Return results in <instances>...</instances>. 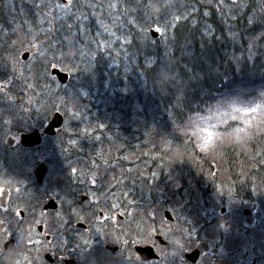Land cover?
Masks as SVG:
<instances>
[{"label": "trees", "instance_id": "obj_1", "mask_svg": "<svg viewBox=\"0 0 264 264\" xmlns=\"http://www.w3.org/2000/svg\"><path fill=\"white\" fill-rule=\"evenodd\" d=\"M54 2L13 0L17 13L22 6L23 14L13 13L18 17L11 29L36 35L38 46L35 66L16 69L15 74L12 68L7 70L21 86L18 95L14 94L18 96L15 111L8 116H33L43 126L56 108L63 124L69 122L56 146L63 160H55L56 168L67 175L77 158L85 160L92 172H103L99 188L78 187L74 199L78 194H118L120 204L130 198L135 206L158 204L173 211L179 208L182 214L191 212L193 206L209 210L217 203L212 196L238 205L255 201L256 193L264 192V97L260 96L264 91V40L248 59V38L259 31V26H248V19L264 15L262 0H241L248 7L235 16L230 0H225L223 11L218 10L219 0H172L175 6L170 9L163 7L169 0H139L141 7L136 6L137 0H72L71 7L63 6L60 13L52 14L48 8L57 9ZM36 3L47 7L37 9L33 7ZM165 12L170 13L169 20L181 16L177 29L167 31V44L157 36L156 45L144 46L141 32L151 36V29L162 26L156 21ZM49 28L51 32L42 31ZM12 36L0 26L1 64L14 51L8 47ZM125 38L130 43H123ZM98 45L105 47L100 50ZM169 50L181 74L161 67L149 81L146 60L163 58ZM44 58L48 61L43 62ZM233 58L240 59L239 65ZM59 62L73 71L66 72L64 85L48 73ZM15 87L12 82L11 93ZM29 100L33 110L27 106ZM216 108L236 115L234 127L244 131L237 137L234 127L229 128L215 147L202 152L206 137L200 127L209 126L204 117L214 115ZM68 109L78 110L76 119L71 113L64 115ZM243 111L250 115L244 116ZM247 120L250 124L244 127L241 121ZM85 129L92 133L90 137L81 134ZM116 168L121 174L115 180L110 175ZM152 172L157 173L154 181Z\"/></svg>", "mask_w": 264, "mask_h": 264}, {"label": "flooded vegetation", "instance_id": "obj_2", "mask_svg": "<svg viewBox=\"0 0 264 264\" xmlns=\"http://www.w3.org/2000/svg\"><path fill=\"white\" fill-rule=\"evenodd\" d=\"M42 132L40 133L41 143L45 139L56 136V134L54 136L43 135ZM22 134L17 137L18 141ZM8 141V138L1 139L0 137V186L10 194L0 199V203L11 210L9 213L12 219L11 226L16 231L18 243H15L8 253L0 255V264H12L14 261L26 264L25 256L31 258L33 264H39L37 255L41 260L45 258L44 264H49V262L56 264L64 247L59 248L55 260L53 253L45 250L48 247L46 244L40 245L41 251L37 254L35 246L30 248L27 245V238L32 226L39 233V235L33 234L34 239L43 240L45 232H47L48 240H54L55 244L62 242L66 247L73 249L72 254L62 264H130L124 259V255L127 253L123 247L120 252L113 251L116 247L113 241L117 237L123 241L125 234L140 241L137 245L141 248L138 259L135 256V248L128 246L133 253L131 264H153L150 259H157L156 264H179L181 255H183L185 264H197V261L199 264H264L263 191L256 193L255 201L245 202L244 208L234 205L231 200L217 199L216 205L210 206L206 225L200 223L204 219L199 216V207L197 206H193L191 209L196 215L189 219L184 217L183 213L179 214V208L173 211L172 208L168 209L158 204L156 206L130 207V198L124 204H119L115 209H111V205L104 204L108 203L106 199L95 201L90 197L91 195L78 194L77 198H72V202L66 196L63 208H61L60 202L54 201L50 192H45L42 189L48 169H46L42 182L38 183L34 176V170L28 179L23 174L11 172V169H8L6 165L4 167V161L8 160L6 163L11 164L15 159V157L6 158L3 156L16 144L14 139L11 140V144H8ZM17 145L19 146L17 149L37 147H24L20 142ZM11 156L14 155L11 154ZM116 195L108 196L119 202L120 199ZM83 197L85 200L82 202ZM18 210L24 213L23 218L16 217L15 213ZM149 210L158 214L155 222L157 234L155 236L151 234L152 222L145 215ZM247 210H251V221L244 214ZM74 211L79 212L82 219L73 215ZM121 213L125 214L121 215ZM3 215H5L3 209L0 208V218ZM105 215L116 216L119 223L114 224L111 220L100 223L98 217ZM163 215L174 219L171 222H165ZM68 219L71 220L70 225H64L63 221ZM18 220L19 225L17 224ZM36 221H40V223L37 224ZM97 229L100 230V233L97 232ZM141 229L144 230L142 235H140ZM185 230H188L189 238L185 237ZM161 232L164 233L162 236ZM101 233L104 235L102 236ZM158 236L162 241V246L156 248L157 256L152 254L147 259L148 253L143 250L153 246Z\"/></svg>", "mask_w": 264, "mask_h": 264}, {"label": "snow or ice", "instance_id": "obj_3", "mask_svg": "<svg viewBox=\"0 0 264 264\" xmlns=\"http://www.w3.org/2000/svg\"><path fill=\"white\" fill-rule=\"evenodd\" d=\"M224 3L225 0H219V4H218V10L219 11H223V7H224ZM72 5V0H68V7H71ZM91 6V5H89ZM102 7V5H100ZM110 8H116L117 5L116 4H109L108 5ZM137 7H141L143 5L139 4V0H137ZM174 3L172 2V0H169V3L166 5H163L164 8H172L174 7ZM33 7L37 8V9H43L44 7H47V5H43L40 3H36L33 5ZM55 7L57 9H62L63 6L61 4H56ZM148 7H152V5H148ZM248 7V5H245L241 2V0H230V8L234 9L235 11L233 12V16L236 15V12L242 11L243 8ZM157 11H159L160 9H156ZM15 13L16 15H22L23 14V7L21 6V11L19 13H17L16 11V5L15 3L12 2V0H2V6H0V15H9ZM170 13L165 12L164 14L161 15V17L156 21L157 24H162V26H157L154 29V33L153 36H149L147 32L142 31L141 32V42L144 46H148L149 44L151 45H156L157 44V40L154 38V36H160L164 38V43L167 44L168 42V37H167V31L169 29L171 30H175L178 27V23L181 20V16L180 15H173L172 18L169 20L168 19V15ZM81 15H83V13H81ZM204 15L206 16L207 13L205 12ZM185 20L188 19V17H183ZM80 17H77V20H79ZM15 22V16H13V19L9 21V23H14ZM41 23H43V21H41ZM248 26L251 27H255V26H259V31L256 32L255 34H253L252 37L248 38L249 39V44H248V52L250 53L248 59H252L251 53L255 50L258 49L260 47H262V45L259 43V41L264 40V15H261L259 17H256L255 15L250 16L248 19ZM69 29L72 28V25L68 26ZM81 31V33L83 34L84 32V28L81 27L79 29ZM42 31H46V32H51L52 29H42ZM74 35V33H73ZM67 39V37H66ZM176 37L173 36V40H175ZM236 41L233 40V43H235ZM123 43H130V41L127 40V38L124 39ZM33 47H36V45H33ZM105 46L104 45H98V48L100 50H103ZM92 60H95L96 57L93 55L91 57ZM181 59L183 60V57H181ZM236 60L237 65H239L240 63V59L239 58H233ZM176 62V56L174 53H170L169 51H166L165 53V57H151L148 58L146 60V64H145V68L148 70V72L150 73V76L147 75V79L149 81L153 80L154 78V74L158 73V70L163 67L168 69L169 71L175 70L178 71L180 73L179 70V66L177 63H173ZM10 63H12V71L13 73L16 72V61L15 59H13V61H11ZM8 67V64H0V70H6ZM53 69H56L55 64L52 65ZM62 70V69H60ZM88 69H85V71H87ZM181 74V73H180ZM182 76V75H181ZM183 77V76H182ZM16 77L13 76L12 80H14ZM53 79H55V76L52 77ZM162 84V82H159ZM6 86V85H5ZM261 97H264V91H261L260 93ZM220 107H223V105H221ZM259 107V105H257L256 107H253L251 109V112H255L257 110V108ZM197 111H199V109H197ZM233 111L240 113L241 109L240 108H235L233 109ZM213 114H210L206 117H204V119L206 120V122L208 123V127H200V130L204 133V136L206 137L203 140V145L201 147V151L202 152H206L208 151V149L213 146V141L214 139H219L222 132L227 131V129L229 128H233L234 124L237 120V116L236 115H231L228 112H220V108H216L214 110H212ZM69 113H71V116L73 119H76L77 116L79 115L78 110L76 112H72L71 109H68V111L64 112V115H69ZM243 115L244 116H248L250 115V113L248 111H243ZM213 119H217L220 120L219 123H213ZM5 124L9 123L8 121H4ZM195 123V122H194ZM241 123L244 124V127H248L250 124V121H241ZM212 129H215L216 132L214 133L212 131ZM244 131L243 127H238L235 126L234 127V134L235 136H239L242 132ZM83 136L86 137H90L92 135L91 132L87 131V129H85L82 133ZM96 139L98 140L99 137H96ZM161 167L163 165H160ZM73 174H75L76 169H73ZM213 175H215V173H213ZM151 178L152 180H156L157 178V173L156 172H152L151 173ZM253 191H256V188L253 187ZM17 192H19V190H17ZM95 194V193H93ZM10 194L8 192L5 191V188L0 186V199H3L6 196H9ZM54 201H59L60 202V206L61 208H63V205L65 203V200L62 196L56 197L55 194H53V196L51 197ZM117 207L116 203H113L111 205V209H115ZM0 208L3 209V212L5 215H3L2 218H0V255L2 254H6L9 252V250L12 248V246L15 243H18L17 239H16V231L15 229L11 226L12 225V219L11 216L9 215L10 213V209L8 207H5L3 203H0ZM73 215H76L78 219H82V217H80L79 212H73ZM125 213H121V215H124ZM17 218H23L24 213L22 211H16L15 213ZM128 215H131V213H128ZM145 215L151 220L152 222V231L151 234L152 235H157L156 231H155V222L156 219L158 217V214L155 211L149 210L148 212L145 213ZM174 218H169L167 215H163V220L165 222H171V220ZM98 220L100 223L106 222L108 220H111L114 224L119 223V221L117 220L116 216H109V215H105L103 217H98ZM37 224L40 223V221H36ZM64 225H70L71 220H64L63 221ZM17 224L19 225V220L17 221ZM46 228V226H45ZM97 232L100 233V230L97 229ZM144 232L143 229H141L140 235H142ZM37 234L39 235V233H37V230L34 226L31 227L30 229V235L27 238V245L31 248L33 246H35V250L37 252V254H39V252L41 251L40 245L42 244H46L48 245V247L45 249L46 251H50L53 253V259H56V254L58 253V250L60 247H64V251L62 254H60L59 259L56 260V264H62V262L68 258L71 254L73 249L72 248H68L65 245H63V243L61 242L60 244H55L54 240H48L47 239V232H45V237L43 240L41 239H34L33 238V234ZM164 233L161 232L160 235L162 236ZM101 235L103 236L104 234L101 233ZM184 235L185 237L189 238V233L188 230L184 231ZM85 243H87V241H85ZM113 243L116 245V247L113 249L114 252H120L121 248H124V251L127 253V255H124V253H121L122 255H124V259L129 261L130 264L133 260V253L131 252V248H135V256L138 259L139 255L141 253V248L137 247V245L140 243V241L128 237L127 234H125V239L123 241H121V239L119 237H117ZM128 246H131V248H129ZM162 246V241L160 240L159 236L157 237V241L154 242L153 246H150L146 249H144L143 251L148 253V256L146 257L147 259H149V256L152 254L156 255V248ZM181 252H183V249H181ZM37 260L39 261V264H44V260L45 258H43V260L40 259L39 255H37ZM153 261V264H156V260L157 259H150ZM24 261L26 262V264H33V261L31 258H29L28 256L24 257ZM12 264H21L20 261H14L12 262ZM49 264H51V262H49ZM179 264H185L183 255H181L179 257ZM197 264H199V261H197Z\"/></svg>", "mask_w": 264, "mask_h": 264}, {"label": "rangeland", "instance_id": "obj_4", "mask_svg": "<svg viewBox=\"0 0 264 264\" xmlns=\"http://www.w3.org/2000/svg\"><path fill=\"white\" fill-rule=\"evenodd\" d=\"M53 5H56V3L54 2ZM0 6H2V0H0ZM48 9L50 10V12H52V14H56L57 12L60 13V10L53 8V6H50ZM46 14L48 15V11ZM13 16H15L13 13L9 15H0V26L5 30V33L7 35H13L11 46L8 47L14 50L12 53H8L7 56L3 57V61L6 62L2 64H8V66H10L11 64L12 66V63L10 62L13 61V59H15L16 69L31 68L35 66L37 63V59L35 57V55H37V51L36 54H34L35 49L38 46L37 45L38 42L36 39L37 36L30 34L29 31H22V30L19 32L16 30L13 31L11 27L14 25V23L12 24L9 23V21L12 20ZM17 17L18 16H15V18ZM33 45H36V47H33ZM25 52L28 53V58L26 59V61H21L20 57ZM38 56L40 57V54H38ZM46 60L48 61V58H44L43 62H47ZM59 63L61 64L60 66L57 67L59 70L62 69L61 71L65 73L72 71L71 68L67 67L62 62ZM11 66L7 67L6 70H3L4 72H2V76L0 74V77H2V79L4 78V80L0 79V137L1 139H7V138L8 140L14 139V141L16 142V144L3 156L6 158L9 157L11 154H17L19 156H16L14 161L11 162V164L9 162L6 163L8 160L4 161V167L6 165L8 169H11L10 170L11 172L23 174L29 179V177L32 175L33 170H35V168L38 167L39 165L44 164L46 162L45 163L47 166L46 169L48 170L44 182L42 184V189L45 192H50L51 196H53V194H55L56 197L62 196L63 198H67L66 196H68L71 202L73 198L72 194L78 189V187L86 186V189H90L88 188L89 186H94L99 188L100 181H102L103 179V172L100 171H97L96 173L92 172L90 166L87 165V162L85 160L75 158V161L70 166V170L66 171L67 173H69L67 175L64 172L62 173L61 171L62 169L60 167L56 168L55 160H62L61 158L62 155L59 154L60 152L58 153V148L56 146H59V142L62 140V138H60L59 136H61L62 131L64 130V128L68 126L69 122L64 123L62 129L59 130L57 133H55L57 135L56 136L57 138L54 137L51 139H45L44 142L41 144L30 146L32 148L37 146L33 149H23V150L17 149V147H19L17 144L18 142H20L18 141L17 137L21 133L27 134L26 132L30 133V132H34L35 130L39 132L41 129H43L42 131H44L53 113L55 112L60 113V112L55 110L56 108L52 109L50 116L47 118V121L43 126H39V122L35 118H33V116L28 117V116L19 115L18 118L16 117L10 119V116L8 115L11 114V112L13 113V111H15L14 102L18 98V96L17 98H15L14 94L18 95V93L21 91V86L18 84L16 85L15 79L12 80V77L14 76L15 73L10 74V72L7 71L8 68H12ZM49 68L51 69L53 67L50 66ZM12 82H14L16 86L15 87L16 90H12L13 93H11V89L9 88ZM20 96L24 97V94H20ZM30 102H31L30 100L27 102V106H30V109L33 110L32 104ZM3 112L7 114L2 115ZM5 116L6 118H4ZM4 121H8L9 123L5 124ZM42 131H40L39 133H41ZM50 136H54V134L53 135L50 134ZM225 138L230 140L229 136H226ZM219 139L213 141L214 143L213 146L211 147H215V145L219 142L218 141ZM41 141H42V136H41ZM105 147L104 149H106ZM55 151H57V153H55ZM20 152H22V154H19ZM102 160L104 161L105 158H102ZM103 161L100 162L103 163ZM61 162H63V160ZM89 162L90 165H94L93 161H89ZM73 169H76L75 174H73L72 171ZM120 174L121 172L119 171L118 168H116L115 173L110 175V178L116 180ZM131 174H134V172L132 173L131 171ZM112 184L114 185V183ZM90 197H92V199L95 201L100 199L103 201L106 199L108 200V203L105 202L104 204L107 205H112L113 203H116L117 205L120 204L118 201L110 198L108 196V193L106 195H97V196L91 195ZM212 199L215 201L214 196H212ZM71 202L68 201L69 204H71ZM238 205L242 206L243 208L245 207V203ZM134 206L135 205L132 202H130V207H134ZM208 209H210V207H208ZM208 212L209 210H199V216L204 219V221H200L201 224L204 225L207 224L206 218ZM193 215H196V213H193V211L189 213L187 212L183 213V216L189 219L192 218Z\"/></svg>", "mask_w": 264, "mask_h": 264}, {"label": "water", "instance_id": "obj_5", "mask_svg": "<svg viewBox=\"0 0 264 264\" xmlns=\"http://www.w3.org/2000/svg\"><path fill=\"white\" fill-rule=\"evenodd\" d=\"M57 4H61L62 6L67 7L68 6V1L67 0H56ZM262 5L264 7V0H262ZM154 30L151 29L150 30V35L153 36ZM157 36H154V38H156ZM28 57V53L25 52L21 55L20 60H25ZM49 74L51 77L55 76L56 81L60 84V85H64L66 84V82L68 81V75L59 70L58 68H56L55 70L53 68L50 69ZM63 123V117L60 113L55 112L53 113L50 121L47 124L46 129L43 131V134L46 135H53L57 132V130L60 129V127L62 126ZM41 142V134L38 131H34V132H30L27 134H22L20 136V143L22 146L24 147H30V146H34L37 144H40ZM12 141L9 140L8 144H11ZM46 173V166L44 164L39 165L38 167L35 168L34 170V176L37 180L38 183H41L43 180V177ZM85 200V197H83L82 202ZM244 214L246 215L247 219H250L251 221V210H247L244 212ZM248 221V222H250Z\"/></svg>", "mask_w": 264, "mask_h": 264}, {"label": "bare ground", "instance_id": "obj_6", "mask_svg": "<svg viewBox=\"0 0 264 264\" xmlns=\"http://www.w3.org/2000/svg\"><path fill=\"white\" fill-rule=\"evenodd\" d=\"M63 122H64V120H63ZM62 125H63V123H62ZM62 127V126H61ZM60 127V128H61ZM60 130V129H59ZM264 197V196H263ZM217 199H220V200H223V199H221V198H219L218 196L217 197H215V201L217 202Z\"/></svg>", "mask_w": 264, "mask_h": 264}]
</instances>
